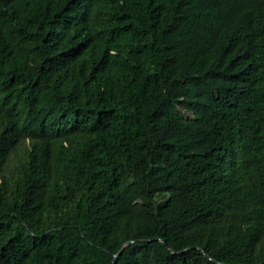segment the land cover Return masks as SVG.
Listing matches in <instances>:
<instances>
[{
	"label": "trees",
	"instance_id": "1",
	"mask_svg": "<svg viewBox=\"0 0 264 264\" xmlns=\"http://www.w3.org/2000/svg\"><path fill=\"white\" fill-rule=\"evenodd\" d=\"M0 264H264V0H0Z\"/></svg>",
	"mask_w": 264,
	"mask_h": 264
},
{
	"label": "rangeland",
	"instance_id": "2",
	"mask_svg": "<svg viewBox=\"0 0 264 264\" xmlns=\"http://www.w3.org/2000/svg\"><path fill=\"white\" fill-rule=\"evenodd\" d=\"M186 117H192V114L186 113Z\"/></svg>",
	"mask_w": 264,
	"mask_h": 264
},
{
	"label": "water",
	"instance_id": "3",
	"mask_svg": "<svg viewBox=\"0 0 264 264\" xmlns=\"http://www.w3.org/2000/svg\"><path fill=\"white\" fill-rule=\"evenodd\" d=\"M121 253V252H120Z\"/></svg>",
	"mask_w": 264,
	"mask_h": 264
}]
</instances>
